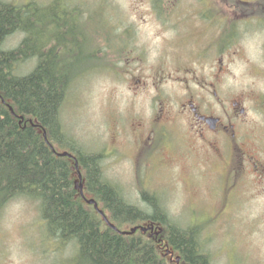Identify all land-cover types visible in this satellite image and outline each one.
I'll list each match as a JSON object with an SVG mask.
<instances>
[{
    "label": "rangeland",
    "instance_id": "obj_1",
    "mask_svg": "<svg viewBox=\"0 0 264 264\" xmlns=\"http://www.w3.org/2000/svg\"><path fill=\"white\" fill-rule=\"evenodd\" d=\"M5 1L48 7L54 0ZM62 1L68 9L93 15L96 27L110 28L122 40L118 50L98 62L102 67L77 78L67 91L61 120L74 146L102 155L104 180L118 188L127 204L149 211L141 197L144 190L181 228L202 225L200 240L213 264H264V183L258 168L251 163L243 167L249 158L264 163V18H254L263 5L255 10L258 0H243L252 6L238 15L218 0L225 27L217 26L208 41L217 35L231 42L228 47L219 42L218 50L206 48L207 59L198 60L197 50L209 34L196 31V19L175 32L177 24L159 19L152 0ZM23 37H8L4 48H17ZM105 47L101 42L102 54ZM136 49L152 65L138 71L127 59L136 56ZM155 60L171 74L164 82L155 79ZM36 62L21 64L17 74L30 73ZM209 83L218 84V99L226 106L238 101L246 110L236 136L233 129L228 135L212 131L202 136L198 127H190L188 115L178 114V104L190 97L202 109L214 104L220 113L221 104L205 89ZM165 105L178 116L158 128L156 115ZM136 138L143 141L135 154ZM44 227L35 203L10 201L0 213V264H78L76 246L50 239Z\"/></svg>",
    "mask_w": 264,
    "mask_h": 264
},
{
    "label": "trees",
    "instance_id": "obj_2",
    "mask_svg": "<svg viewBox=\"0 0 264 264\" xmlns=\"http://www.w3.org/2000/svg\"><path fill=\"white\" fill-rule=\"evenodd\" d=\"M229 3L239 10L252 6ZM261 5L257 16L264 18ZM259 6L256 2L254 9ZM67 7L62 0L48 7L0 0V213L16 198L35 203L47 236L75 245L78 264H213L200 240L202 225L181 228L144 190L149 211L127 204L104 180L102 155L84 153L66 135L61 108L69 87L102 67L98 62L122 41L114 30L96 27L82 8ZM15 33L24 35L22 41L6 50ZM31 59L37 61L34 69L18 75V67ZM75 161L84 196L99 203L114 229L81 195ZM135 228L134 234L120 233Z\"/></svg>",
    "mask_w": 264,
    "mask_h": 264
},
{
    "label": "flooded vegetation",
    "instance_id": "obj_3",
    "mask_svg": "<svg viewBox=\"0 0 264 264\" xmlns=\"http://www.w3.org/2000/svg\"><path fill=\"white\" fill-rule=\"evenodd\" d=\"M220 4H223L225 7L231 9L230 12L242 15V11L239 9H233L232 4L229 3V0H219ZM239 2H242L243 4H249L251 2L249 1H241L238 0ZM259 5L264 4V0H258ZM152 6L153 9L156 13V16L161 19L162 21H165L166 23L169 21V23L172 25V20H174L175 24H177L176 31H179V27L183 22L189 21L190 19H196L198 26L197 30L195 29V26H192L191 30H196L199 33L202 34H209L207 37V43L202 46L201 48L199 47V50H197L198 54V60H206V54L205 50L207 49H216L218 50V43H224L225 38L222 40L221 36L218 39L217 35L214 36V39H210L208 41V38H210V34L212 32H215L217 30V26H220L221 24L223 27H225L224 21L225 17L221 18L220 15L222 14V11H218V0H152ZM182 7H184L183 10H180ZM227 15V13H226ZM172 16V18H171ZM225 16V15H224ZM182 17V18H180ZM242 20L245 21V19H250L251 17H244L240 16ZM257 19H263L262 17H254ZM226 20L228 21V18L226 17ZM194 24V22H193ZM211 32V33H210ZM179 33V32H178ZM220 40V41H219ZM222 40V41H221ZM165 42V41H164ZM208 46V47H207ZM228 47V45L226 46ZM191 49L194 51V49L191 47ZM138 49L135 50V53L137 52ZM134 52V51H133ZM192 52V51H191ZM215 55V54H214ZM141 54L138 52L136 53V56L132 58H127L133 62V65L138 68V71H141L143 67L149 66L152 64H147V60L145 58L140 57ZM211 58L213 55H210ZM210 61V60H209ZM217 61V60H214ZM160 60H155L154 62V67L156 70V75L155 79L158 82H164L170 77V72L166 70L167 67L161 68L159 65ZM183 79V78H182ZM177 82H180V79H176ZM185 80V79H183ZM141 81V80H139ZM142 86L146 87L148 84L146 82H142ZM209 86V87H207ZM205 89L210 90V93L214 94V103H219L221 104V111L220 113L215 112V106L214 104H210L207 108H201L195 100H193V97H190L188 100L184 101L181 104H178V114L180 116H187L189 117L191 123L190 127H198V131H201V135L205 132H217L218 133H229L231 129H233L234 133L233 135L236 136V130L235 127L238 123H242L243 116L246 114V110L240 105L238 101L232 102L230 106H226L225 102L222 99H218L219 94H218V84L217 83H209ZM160 114L156 115L158 128L160 127H167V125H170L168 123L169 121L175 119L176 112L174 111L173 114L168 113L167 106H162L161 110L159 111ZM175 115V116H174ZM212 119L219 120V122L216 124V127L214 129L211 128L212 126ZM195 128V129H196ZM139 133V130H138ZM228 135V134H227ZM148 137H146L147 139ZM150 141L152 138H148ZM142 139L136 138L135 139V147L134 151L135 154L139 152L140 146H138V143H142ZM138 146V148H137ZM136 149V150H135ZM237 161V159H236ZM251 163V168H258L259 172L258 174V179L261 180L264 183V163H261V161H257L256 159H246L243 162V167L247 168V165ZM234 169V166H233ZM262 187V185H261Z\"/></svg>",
    "mask_w": 264,
    "mask_h": 264
},
{
    "label": "water",
    "instance_id": "obj_4",
    "mask_svg": "<svg viewBox=\"0 0 264 264\" xmlns=\"http://www.w3.org/2000/svg\"><path fill=\"white\" fill-rule=\"evenodd\" d=\"M216 122V121H215ZM214 122V123H215ZM45 138H46V134H45ZM64 156H70V155H68L67 153H64L63 154ZM76 167H78V165H77V163H76ZM80 179H81V176H80ZM90 203H94L93 201H91ZM95 207L97 208V204L95 203ZM136 231V229H134V230H132V232L131 233H134Z\"/></svg>",
    "mask_w": 264,
    "mask_h": 264
}]
</instances>
